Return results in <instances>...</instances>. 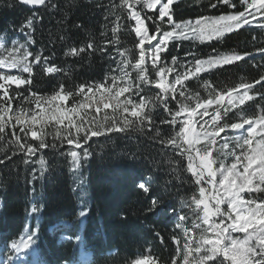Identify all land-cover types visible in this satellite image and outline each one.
<instances>
[{"label": "snow or ice", "instance_id": "1", "mask_svg": "<svg viewBox=\"0 0 264 264\" xmlns=\"http://www.w3.org/2000/svg\"><path fill=\"white\" fill-rule=\"evenodd\" d=\"M178 2L110 0L108 4H98V8L105 9V21L114 18L112 38L103 46L94 39L73 44L64 49L63 56L90 64L99 54L114 61L115 67H110L102 80L72 85L57 80L61 73L71 80V72L70 66L55 63V51L46 55L43 44L34 50L38 43L36 26L44 20L41 11L34 10L19 28L9 25L23 40L11 38L9 42L7 30L0 34V169L22 160L25 167L33 165L31 179H35L47 171L42 153L50 148L65 149L75 163L77 158H87L90 148L97 144L101 149L110 143L114 146L113 133H124L132 140L130 134L139 132L159 144L162 154L171 153L164 163L178 181L183 174H190L181 182L195 189L188 201H181L191 215L178 216L176 228L183 235L171 236L175 249L170 254V264H264V73L227 87L204 79L206 97L192 91L188 83L190 79H201L204 73L238 68L255 60L257 53L264 60V46L253 53L222 51L212 44L250 25L254 26L251 30L264 32V0H209V10L221 6L227 10L182 20L174 18ZM200 2L195 0L197 5ZM16 3L47 12L59 9L54 0ZM13 6L11 2L7 4L9 8ZM73 27L80 29L83 25ZM122 30L134 33L132 48L121 47ZM67 39L59 36L61 43ZM256 39L253 35L252 40ZM184 41L192 42L193 50L185 52L184 62L178 63L179 58L171 55L170 44L175 42L178 50ZM55 43L49 40L53 47ZM197 44L211 46V52L198 55L194 50ZM113 49L118 58L112 55ZM37 69L49 82L57 80L50 93L37 89ZM160 109L167 116L160 123L171 126V134L166 137L156 121ZM49 128H54L55 134ZM92 137H103L104 143L92 141ZM140 151L137 143L134 150H121L117 155L139 159ZM151 181L148 176L136 187L148 196ZM145 213H164L158 197L151 198ZM171 213L175 216L176 209ZM189 221L190 227L186 226ZM156 236L161 244L165 243L160 232ZM41 255L38 250L30 254L29 264H41ZM127 264L160 261L149 253Z\"/></svg>", "mask_w": 264, "mask_h": 264}, {"label": "trees", "instance_id": "2", "mask_svg": "<svg viewBox=\"0 0 264 264\" xmlns=\"http://www.w3.org/2000/svg\"><path fill=\"white\" fill-rule=\"evenodd\" d=\"M9 2L14 5L12 8L7 7ZM54 2L59 9L47 12L26 8L16 0H0V34L7 30L9 40H23L22 35L13 32L9 25L19 28L34 10H39L44 20L36 26L38 43L34 50H39L43 44L46 55L56 52V64L70 66L71 80L63 73L58 74L57 80L63 79L67 85L102 80L110 67H115L114 61L109 62L106 56L96 54L89 64L78 58H65L63 51L73 44H86L91 39L98 46H103L107 39L112 38L114 18L105 21V9L97 7L98 4L110 3V0ZM208 3L209 0H201L199 5L195 0H180L174 5V18L195 19L200 14L219 15L227 10L223 6L209 10ZM75 24L83 27L76 29L73 27ZM106 24L107 28H102ZM253 27L250 25L239 34H228L230 38L212 44L222 51L247 50L255 53L257 47L264 46V32L259 29L253 31ZM102 31L104 36H101ZM60 35L66 36L67 41L61 43ZM253 35L257 37L256 41L252 40ZM120 36L122 48L133 47L134 33L129 35L122 30ZM50 39L56 41L54 47L49 44ZM174 43L170 44V52L179 58L178 61L185 59V52L193 50L190 41H184L178 50ZM194 50L198 55L205 56L211 52V46L197 44ZM112 55L118 58L114 49ZM171 55L166 57L169 64ZM254 64L264 65L258 53L255 60H249L238 68L201 74V79L189 80V87L206 97L202 87L204 79L212 80L218 87L238 84L241 79L249 82L264 73V68L253 67ZM135 75L133 73V78ZM57 80L49 82L37 69L36 86L42 93H50ZM158 111L157 125L166 137L171 134V126L160 123L167 116L162 109ZM48 131L55 134L54 128ZM111 135L114 146L110 143L101 149L97 144L90 148L87 158H78L76 165L65 149L46 150L42 158L46 161L47 171L35 179H31L33 165L25 167L22 160L0 169V243L7 245L16 240L28 243L34 252L38 250L42 254L38 257L41 264H127L149 253L158 258L160 264H170V254L175 249L171 236L183 235L182 230L176 228L178 216L191 215L189 209L181 204L182 200L188 201L195 190L190 183L181 182L190 174L185 173L181 181L176 180L169 165L164 163L171 153L162 154L159 144L147 140L139 132L130 134L134 138L132 140L120 132ZM97 139L104 143L103 137H92V141ZM137 143L141 158L117 155L121 150H134ZM148 176L152 177L149 185L152 191L145 196L136 186ZM153 196L160 199L163 214L145 213ZM173 208L176 209L175 216L171 213ZM122 216L125 218L122 219ZM186 226L190 227L191 221ZM156 232L164 236V244L160 243Z\"/></svg>", "mask_w": 264, "mask_h": 264}, {"label": "rangeland", "instance_id": "3", "mask_svg": "<svg viewBox=\"0 0 264 264\" xmlns=\"http://www.w3.org/2000/svg\"><path fill=\"white\" fill-rule=\"evenodd\" d=\"M0 39H2V37H0ZM183 62L184 59L178 61V63ZM169 78H172L171 74ZM77 162L78 158L75 160L74 164L76 165ZM32 253H34L33 247L21 240H16L7 245H3L0 243V264H29L30 254Z\"/></svg>", "mask_w": 264, "mask_h": 264}, {"label": "water", "instance_id": "4", "mask_svg": "<svg viewBox=\"0 0 264 264\" xmlns=\"http://www.w3.org/2000/svg\"><path fill=\"white\" fill-rule=\"evenodd\" d=\"M23 6L26 7V8L32 9V8H30L29 6H26V5H23Z\"/></svg>", "mask_w": 264, "mask_h": 264}]
</instances>
